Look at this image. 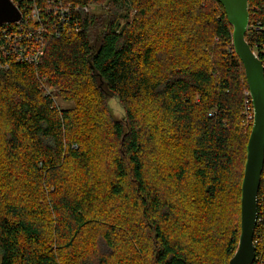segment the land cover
<instances>
[{"label": "trees", "instance_id": "trees-1", "mask_svg": "<svg viewBox=\"0 0 264 264\" xmlns=\"http://www.w3.org/2000/svg\"><path fill=\"white\" fill-rule=\"evenodd\" d=\"M79 2L101 10L0 65V264H229L252 125L224 6ZM249 14L264 65V0ZM253 241L264 264V168Z\"/></svg>", "mask_w": 264, "mask_h": 264}, {"label": "water", "instance_id": "water-1", "mask_svg": "<svg viewBox=\"0 0 264 264\" xmlns=\"http://www.w3.org/2000/svg\"><path fill=\"white\" fill-rule=\"evenodd\" d=\"M224 6L233 27V45L243 63L254 107V122L247 145V159L241 193V232L238 248L229 264H253V241L258 223V194L264 168V65L246 40L249 27V0H216ZM20 20L11 0H0V25Z\"/></svg>", "mask_w": 264, "mask_h": 264}, {"label": "built area", "instance_id": "built-area-1", "mask_svg": "<svg viewBox=\"0 0 264 264\" xmlns=\"http://www.w3.org/2000/svg\"><path fill=\"white\" fill-rule=\"evenodd\" d=\"M20 20L0 25V65L35 66L43 56L47 37L60 38L80 30L81 15L98 13L96 4H81L79 0H11ZM45 89V86H43ZM46 95H51L46 89ZM246 123L253 125L254 107L250 91L245 92ZM253 264H256L255 261Z\"/></svg>", "mask_w": 264, "mask_h": 264}, {"label": "rangeland", "instance_id": "rangeland-1", "mask_svg": "<svg viewBox=\"0 0 264 264\" xmlns=\"http://www.w3.org/2000/svg\"><path fill=\"white\" fill-rule=\"evenodd\" d=\"M250 15V14H249ZM249 28V27H248ZM45 79H43V81H44ZM47 90H50L49 88H47ZM50 92H54V90H50ZM51 93V94H52ZM55 102H56V104H57V106L59 107V108H69V107H71L72 106V103H65V102H62L60 99H58V98H56V100H55ZM115 102L114 101H112L111 102V105H112V107H113V113L116 115V117H122L123 116V112H122V109H121V107H120V105L119 104H115V105H113ZM240 227H241V224H240ZM231 260V259H230ZM255 260H256V258H255Z\"/></svg>", "mask_w": 264, "mask_h": 264}]
</instances>
